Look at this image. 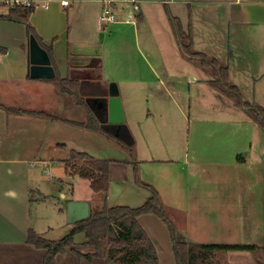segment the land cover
Segmentation results:
<instances>
[{
  "label": "crops",
  "instance_id": "crops-1",
  "mask_svg": "<svg viewBox=\"0 0 264 264\" xmlns=\"http://www.w3.org/2000/svg\"><path fill=\"white\" fill-rule=\"evenodd\" d=\"M32 1L37 6L29 21L49 54L55 74L59 78L78 75L85 93L90 86L100 93L103 83L110 81L101 76L102 61L105 50L118 36L129 41L139 54L134 56L136 59L121 57L123 70L137 75L142 68L155 70L146 46L161 48L153 25L162 27L171 15L190 33L192 49L226 65L230 81L244 99L264 108V0H131L142 9L140 13L136 7V23L131 31L130 16L122 11L125 1L115 4L117 19L104 30L98 22L104 0ZM62 1L67 5L63 6ZM5 10L0 7V13ZM143 23L150 33L144 34L149 41L141 45L136 28ZM169 25L180 58L204 76L196 74L187 81L195 91L193 120L189 115L182 119L183 103L175 106L177 116H181L178 129L186 127L188 132L184 153L174 154L176 141L167 135L155 137L164 153L157 157L148 145L147 154L139 156L140 149L133 139L129 150L117 140L83 126L87 109L74 96L61 93L53 78L29 77V36L24 24L0 18V264H44L46 250L28 242L30 230L43 236L46 229H51L41 226V218L37 223L31 216L33 204L52 196L42 188L41 174L46 169L51 175L54 169L60 179L63 170L68 178L62 160L69 157L71 149L90 154V147L104 146L122 157L90 154L110 161L108 189L101 197L107 205L112 182L128 183L135 190L143 188L141 204L149 197L150 189L140 183L148 184L158 192L179 240L264 246V130L229 96L211 86V76L205 69L182 54ZM130 33L133 41L125 36ZM166 44L173 50L168 39ZM121 130L120 134L127 129ZM51 187H55L54 181ZM58 211L63 212L62 207ZM137 220L155 247L158 263L175 264L165 222L153 213H143ZM153 225L160 226L159 236L149 230ZM88 247L73 244L55 256L54 264H106L103 258L93 256L88 260L73 252L92 253ZM243 251L250 253L245 258L253 260L251 252ZM233 252L237 251L227 254ZM234 258L241 257L235 254Z\"/></svg>",
  "mask_w": 264,
  "mask_h": 264
},
{
  "label": "trees",
  "instance_id": "trees-1",
  "mask_svg": "<svg viewBox=\"0 0 264 264\" xmlns=\"http://www.w3.org/2000/svg\"><path fill=\"white\" fill-rule=\"evenodd\" d=\"M0 7L6 8L4 13H0L1 19L24 24L27 35L33 34L43 46L29 21L35 8L33 5L10 4L8 1H0ZM169 22L182 54L205 69L211 76L209 79L211 86L229 96L236 106L246 111L264 130V108L251 104L244 99L239 88L230 81L226 65L221 64L215 58H210L192 49L191 35L183 29L177 17L169 15ZM53 80L61 93L74 96L77 103L87 109V120L82 123L83 126L94 132L103 133L107 137L117 140L118 143L129 150L131 149L132 138L129 132L114 136L111 127H107L103 122L101 112L95 107H90L86 102V96L99 95L96 89L90 86L89 92L85 93L84 88L81 87L82 84H80L81 77L75 74H70L65 78H59L55 74ZM62 163L69 176L87 179L90 188L94 192L103 194L107 192L110 161L96 159L87 152L71 149L69 157L63 159ZM140 185L150 189L149 197L141 205L109 206L105 198H101L100 205L94 209L90 207L88 217L74 223L71 230L61 238L56 240L46 239L30 230L28 242L37 248L46 250L44 264H54L55 256L63 253L67 247L73 245L74 236L78 233L83 234L85 239L79 242L76 241L77 243L94 248L92 253L86 254L73 250L79 257L88 260L93 256L100 257L105 260L106 264H159L155 248L137 220V217L143 213H153L160 217L169 229L175 264H223V258L221 257L229 251L236 250L249 251L257 264H264V246L190 243L179 240L156 189L148 184L140 183Z\"/></svg>",
  "mask_w": 264,
  "mask_h": 264
},
{
  "label": "rangeland",
  "instance_id": "rangeland-1",
  "mask_svg": "<svg viewBox=\"0 0 264 264\" xmlns=\"http://www.w3.org/2000/svg\"><path fill=\"white\" fill-rule=\"evenodd\" d=\"M123 5H125V9L122 11L130 16L129 18L131 22L129 29L131 31L132 26L136 23L134 22L136 21L135 14L138 11L136 10V7H139L140 13H142V9L141 6L134 4L131 0L125 1ZM115 16L116 20V12ZM100 29L104 30V25ZM152 30L155 31L157 39H159L161 43L160 49H156L150 44L146 46L151 53V57H149L148 60H150L151 63H154L152 66H155V70L149 71V68H145L144 70L142 68L140 75L132 72L128 73L123 70L121 68V57L126 55L131 58V56L134 57L136 55L137 57L139 54L131 47V45H129V41L127 42L124 37L118 36L112 42V46L105 50V55L103 56L102 61L104 70L101 72V76H105V78L110 79L109 82H115L117 85L119 97L121 98V102H123L122 107L126 129L130 132L135 147L140 149L139 156L146 155L150 147V149L155 152L154 156L163 157V149L159 143L155 142V137L160 138L169 135L168 139L170 138L176 141V150L174 151V154L177 155L179 152L184 153L185 147L187 146L188 132L186 131V127H182L181 130L178 129V122L181 116H177L179 115V110L175 106L177 102L183 103L182 108L185 115L181 114L182 119L184 120L185 116L189 115L191 121L193 120L196 113L194 106V101L196 99L195 91L194 86L191 85L190 87L187 81L193 76L196 77V74L200 77L204 76V74L180 58L168 20L164 21L162 27L154 24ZM136 31L138 32L141 45L144 44V40L149 41V37L144 36L145 33H150L147 24H140L138 28H136ZM125 36L133 41L131 33L128 37L127 35ZM166 39H168L172 45L173 50H171L166 44ZM139 49L140 52H143L142 46L139 45ZM159 53H167L168 55L160 56ZM136 57L134 58L136 59ZM89 72L92 71L90 70ZM89 76V78H94L93 75ZM207 76L210 77L209 73ZM169 103L172 106L165 109L163 106L165 104L168 105ZM190 105L191 108L189 109ZM186 124L189 126L191 123H188L186 120ZM127 130H124V132H127ZM167 140L165 141L167 142ZM89 150V153L92 155L94 154L95 156L112 154V158H122L119 153H114V151L108 146H104L102 149L90 147ZM50 167L49 169H51ZM60 172L62 174L60 179H57V174L59 172L54 169L51 170V175L46 169L41 174V186L46 193H50L52 196H50V199H45L33 204L31 212L34 222L39 223V219L41 218V226L45 227L46 225L51 227V229H46L42 234L44 237L52 240L61 238L67 234L73 226V223L67 221L66 216V204L69 200H86L89 202L90 207L94 209L100 205V198L103 196V193L94 192L90 188L87 179L78 176H69L68 178H65L63 170H60ZM52 181H54L55 187H51ZM110 187V206L115 204H130V206H138V204H141L142 197H140V193L144 192L142 190L143 188L138 187L140 190H135L129 187L128 183L113 182ZM33 196L35 197L36 194ZM58 207H62L63 212L58 211ZM169 211L175 213L171 208ZM159 229L161 230L160 226L155 227L153 225L149 230L151 232H156V235L159 236ZM84 239L85 236L83 234H76L74 236V245L79 244L77 242ZM227 244L243 245L238 242H229ZM158 245L159 247L162 246L160 244ZM88 249L91 252L94 251V248L91 246L88 247ZM236 251L237 252H233L230 255L226 253V255L221 257L223 258V264H257L254 261V258L253 260L245 258L249 256L250 253ZM235 254L241 258H234Z\"/></svg>",
  "mask_w": 264,
  "mask_h": 264
},
{
  "label": "water",
  "instance_id": "water-1",
  "mask_svg": "<svg viewBox=\"0 0 264 264\" xmlns=\"http://www.w3.org/2000/svg\"><path fill=\"white\" fill-rule=\"evenodd\" d=\"M27 60L28 74L31 78L52 79L55 77V70L47 50L41 46L33 34H30L28 39ZM103 84L99 95H89L85 100L90 107H95L102 112L105 125L113 128L114 136H119L121 129H126L119 91L115 82ZM89 209L90 204L86 200H69L66 204L67 221L74 224L87 218Z\"/></svg>",
  "mask_w": 264,
  "mask_h": 264
},
{
  "label": "built area",
  "instance_id": "built-area-1",
  "mask_svg": "<svg viewBox=\"0 0 264 264\" xmlns=\"http://www.w3.org/2000/svg\"><path fill=\"white\" fill-rule=\"evenodd\" d=\"M120 1H127V0H104V5L101 9V12L98 17L99 25L102 27L103 25L106 26L108 23L115 21V9L114 6L117 2ZM10 4H22V5H33L34 7L37 6L32 0H8ZM62 5L66 6L67 1H62ZM2 58V54L0 53V60Z\"/></svg>",
  "mask_w": 264,
  "mask_h": 264
}]
</instances>
